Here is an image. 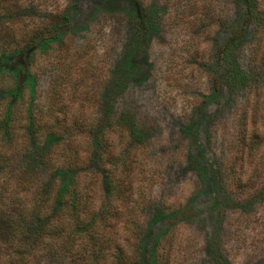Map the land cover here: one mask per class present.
I'll list each match as a JSON object with an SVG mask.
<instances>
[{
	"label": "rangeland",
	"instance_id": "rangeland-1",
	"mask_svg": "<svg viewBox=\"0 0 264 264\" xmlns=\"http://www.w3.org/2000/svg\"><path fill=\"white\" fill-rule=\"evenodd\" d=\"M138 1L147 30L136 40L140 24L127 0H0V93L9 96L0 107L12 110L10 133L31 150L43 147L40 176L67 191L81 171L63 170L58 150L73 135L53 137L38 125L53 124L54 116L57 124L71 119L106 127L125 117L142 134L125 167L110 166L109 156L100 178L94 165L82 172L89 185L96 179V194L104 197L106 181L118 171L119 187L130 190L119 195L114 218L136 223L144 264H213V256L221 264H248L261 245L255 240L264 207L257 200L239 208L214 172L233 154L237 106L253 97L239 84L228 94L219 68L227 72L228 65L216 67L211 59L241 28L232 67L241 75L253 57L264 89V35L259 39L254 18L243 21L240 0ZM254 4L262 12L264 0ZM63 11L69 23L54 36ZM40 29L44 37L27 45L29 67L20 80L2 57L16 52L12 40L24 45ZM258 115L264 130V104ZM111 140L124 143L117 134ZM211 240L219 250L212 252ZM254 258L251 264H264V256Z\"/></svg>",
	"mask_w": 264,
	"mask_h": 264
},
{
	"label": "trees",
	"instance_id": "trees-1",
	"mask_svg": "<svg viewBox=\"0 0 264 264\" xmlns=\"http://www.w3.org/2000/svg\"><path fill=\"white\" fill-rule=\"evenodd\" d=\"M127 1L140 24L144 18L141 3L138 0ZM240 1L244 7L243 21L256 20L255 32L260 39L264 35V9L262 12H259L261 9H253L255 0ZM68 23V15L63 11L57 16L54 36ZM135 30L134 38L142 39L147 26L141 23ZM232 34L212 55V64L216 67L228 65L227 72L219 67L228 94L239 84L250 89L253 99L248 98L237 106L234 118L239 128L237 137L232 139L233 154L218 165L214 176L220 190L231 195L236 203H241L239 208L249 207L257 200L264 207V130L260 127L261 117L258 115L264 104V89L260 85L262 78L257 74L261 63L251 57L241 75L235 71L232 58L242 29ZM43 37L40 29L28 36L24 45L12 40V50L16 52L2 57L10 58L9 63L15 65L20 80L27 75L29 67L27 45ZM215 82L217 79H214ZM7 98L0 93V101ZM11 112L5 104L0 107V264H144L147 258L136 236V223L131 226L132 221L117 222L114 218L119 209L117 199L128 189L126 185L119 187L118 171L113 169L111 178L106 181L108 195L104 197L96 194V179L93 185H89L82 172L86 173L89 166L94 165L98 168L97 178H100L105 175L104 166L109 163V156L114 158L113 162L110 161L114 164L110 166L117 167L115 164L119 161L125 167L124 161L130 157V151L142 143V134L135 133L125 117L117 119L116 124L109 121L106 127H92L85 122L80 125L71 119L68 123L64 120L57 124L54 116L53 124L38 125L42 133L53 134V137L69 135L70 138L73 135L66 144L61 143L58 150L63 170L72 173L81 171L66 191L54 179L52 183L40 176L38 164L44 161L43 147L31 150L25 142L20 144L17 138L12 137L9 124ZM46 118L51 120L50 116ZM112 134H117L118 142L124 140V143L114 144ZM262 228L256 236L260 239L255 240L261 245L254 246L253 258L248 264L255 261V255L264 256V223ZM210 247L212 252L219 250L216 240L209 241ZM216 253L219 254V251ZM212 258L215 261L213 264H221L214 256Z\"/></svg>",
	"mask_w": 264,
	"mask_h": 264
}]
</instances>
